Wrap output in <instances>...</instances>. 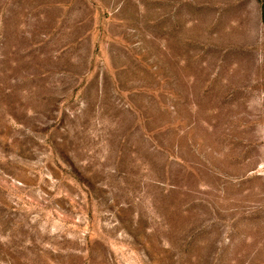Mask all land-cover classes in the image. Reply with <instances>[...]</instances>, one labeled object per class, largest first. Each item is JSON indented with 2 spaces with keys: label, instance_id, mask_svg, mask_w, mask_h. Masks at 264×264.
Masks as SVG:
<instances>
[{
  "label": "rangeland",
  "instance_id": "rangeland-1",
  "mask_svg": "<svg viewBox=\"0 0 264 264\" xmlns=\"http://www.w3.org/2000/svg\"><path fill=\"white\" fill-rule=\"evenodd\" d=\"M264 0H0V264H264Z\"/></svg>",
  "mask_w": 264,
  "mask_h": 264
},
{
  "label": "trees",
  "instance_id": "trees-1",
  "mask_svg": "<svg viewBox=\"0 0 264 264\" xmlns=\"http://www.w3.org/2000/svg\"><path fill=\"white\" fill-rule=\"evenodd\" d=\"M262 21H264V8H262Z\"/></svg>",
  "mask_w": 264,
  "mask_h": 264
}]
</instances>
